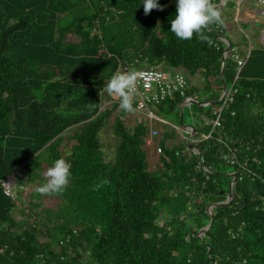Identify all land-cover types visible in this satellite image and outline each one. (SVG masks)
<instances>
[{
    "label": "trees",
    "instance_id": "1",
    "mask_svg": "<svg viewBox=\"0 0 264 264\" xmlns=\"http://www.w3.org/2000/svg\"><path fill=\"white\" fill-rule=\"evenodd\" d=\"M158 3L146 14L142 0H0V264H264V44L238 71L224 24L203 30L212 44L181 40L170 30L175 0ZM137 57L203 77L205 97L187 88L202 164L166 132L151 170L144 120L130 126L119 99L103 104L104 85ZM223 83L232 100L213 128L205 117L224 103ZM184 99L158 109L180 118ZM113 116L107 161L100 134ZM61 156L68 185L37 192ZM13 173L27 181L15 197L2 184Z\"/></svg>",
    "mask_w": 264,
    "mask_h": 264
},
{
    "label": "clouds",
    "instance_id": "2",
    "mask_svg": "<svg viewBox=\"0 0 264 264\" xmlns=\"http://www.w3.org/2000/svg\"><path fill=\"white\" fill-rule=\"evenodd\" d=\"M142 3L146 14L154 7H163L158 3V0H142ZM175 4L176 12L170 21V30L175 36L181 40H190L195 34L197 39L206 40L212 44V40L202 34L203 30L213 23L221 25L224 23L221 10L212 3V0H175ZM224 40L228 42L226 38ZM139 75L140 73L136 70L124 72L117 70L104 85L110 96L119 97V106L125 111L134 110L132 93ZM44 175L47 180L36 191L42 194L61 192L68 185L72 175L71 164L64 157H58L53 161L52 166L47 168ZM8 177L13 178L14 175ZM13 180L15 181V179Z\"/></svg>",
    "mask_w": 264,
    "mask_h": 264
},
{
    "label": "built area",
    "instance_id": "3",
    "mask_svg": "<svg viewBox=\"0 0 264 264\" xmlns=\"http://www.w3.org/2000/svg\"><path fill=\"white\" fill-rule=\"evenodd\" d=\"M240 1L242 0H238L239 3ZM256 1L260 4L259 12L264 15V0ZM262 40L264 43V36H262ZM230 51L231 57L237 62L238 71H240L246 63L251 49L242 54L236 46H233ZM228 52L229 49L227 52L224 51V54L226 55ZM142 63L143 62L137 57L131 62V65L122 66L120 71L136 70L140 73L136 87L132 93L134 104L133 111L136 112V115L140 120H144L147 126H151V136H156L159 134V129L152 126V121L154 118H157L159 104L164 102L167 98H172L176 95L185 97L184 103L189 102L192 98L187 95V88L189 87L190 82L187 73L182 69H164L161 66H149L140 69L138 66ZM230 92L231 89H228L225 98L223 99L224 103L213 111L215 116L205 117L206 122L212 124L213 128L222 126L221 112L227 99L230 101L232 100ZM189 133H191V135L186 140V150H191L199 154V149L192 144L194 139L190 130ZM207 136L208 135H205V137ZM152 144V138L147 135L145 138V145L150 146ZM156 148L158 152L162 151V146L159 143ZM232 161H234V159H232ZM198 162L200 164L204 162V158L201 154L198 156ZM13 181L14 180L11 177H7L2 184L5 194L15 197Z\"/></svg>",
    "mask_w": 264,
    "mask_h": 264
},
{
    "label": "rangeland",
    "instance_id": "4",
    "mask_svg": "<svg viewBox=\"0 0 264 264\" xmlns=\"http://www.w3.org/2000/svg\"><path fill=\"white\" fill-rule=\"evenodd\" d=\"M246 4H251V9H253V10H255L256 8L258 9L260 7V4L257 1L252 2V0H246L240 6V13H239L240 17L242 16V13L244 11ZM236 9H237V7H236ZM233 14L235 15V11H233ZM258 18H260V17H258ZM233 27H234V34H232L230 36L229 33H227L228 37L232 41H234L236 39L242 45L243 44L248 45V46L250 45L251 48H253L259 44V42L257 40V36L255 35V32L258 34L259 29L264 28V25L256 23V27H252L251 24H246L245 21L240 19L239 22L234 21ZM245 32L250 36V40H248ZM149 66H152V65L142 63L138 67L140 69H142V68L149 67ZM161 67H163L164 69H172L171 67H166V66H161ZM191 80H192V83L197 86V88L199 89L198 93L203 98V95L206 94V91H207V90L203 89L205 87V81L203 80V78H200L198 80L196 77H191ZM101 98H102V102L104 105H110L113 101H116L119 99L118 96H110L106 92L105 88L102 91ZM194 111H195V105H194L193 100L186 102L185 108L183 110L184 116L182 117V119H181V112H180V118H179V117H177V115H175L172 112H169L167 109L163 110L162 112L159 110L157 111V118L153 119L152 126L159 129V134L156 136H151V130H150L151 126L150 125L147 126L148 136L151 137L153 140L152 145L145 146V150L147 152V159L149 161V166H150L151 170H156V169H158V167L161 166V160H160L161 152H158L156 149L157 143L161 140L162 137L164 138V136L166 135V132H168V134H170V133H173V134L177 133L178 134L182 128L185 129L184 126L192 125V121L194 120V116H193ZM115 114H116V112H115ZM127 115H128L127 123L130 126H132V124L134 123L133 120L136 118V112L127 111ZM159 117H162V118H159ZM113 121H114V116L108 120L107 124L105 125L104 129L102 130V132L100 134L102 148H103L104 154H105L104 157L107 161L114 160L115 155H116V145L118 143V138L115 136L114 131H113V127H112ZM165 121L172 122L175 127L170 126ZM177 127L181 128V129H178ZM67 140H68V137L66 136L65 143L63 146L64 153H68L70 150L68 143H66ZM180 142H182V141H179L177 143H180ZM46 170H47V167H44L43 173H45ZM12 179H14V178H12ZM26 186H27V181L25 182V180L15 179V181L13 182L15 195L18 194L19 189H23ZM57 201H58V199H56L54 196L53 197L45 196V198L43 199L44 203H49L50 205H55ZM49 204H46V205H49ZM165 217L166 216H163L162 218H160L161 219L160 222H162Z\"/></svg>",
    "mask_w": 264,
    "mask_h": 264
},
{
    "label": "crops",
    "instance_id": "5",
    "mask_svg": "<svg viewBox=\"0 0 264 264\" xmlns=\"http://www.w3.org/2000/svg\"><path fill=\"white\" fill-rule=\"evenodd\" d=\"M245 1L246 0H242L239 3L238 0H220L216 4V7H218L221 10L222 18L224 20L223 24L226 26L227 33H229L230 36L232 34H234V27H233L234 21L239 22L240 19L245 21L246 24H251L252 27H256V23L264 25V15H262L259 12L260 7L258 9L256 8L255 10H253V9H251V4H246L244 11L242 13V16L241 17L239 16L240 6ZM252 2H256V1L252 0ZM236 7H237V9H236ZM233 11H235V15L233 14ZM258 17H260V18H258ZM246 35H247L248 40H250V36L247 33H246ZM255 35L257 36V40H258L259 44L260 43L264 44L263 40H262V36H264V28H260L258 34L255 32ZM233 43L235 46H237L239 48V50L242 53H246L249 49H251L250 45L249 46L245 45V44L242 45L236 39L233 41ZM191 77H196L198 80L200 78H203L201 75H198V74L191 75ZM191 77L189 76V82H190L189 87L193 85ZM203 97H205V95ZM192 100H193V98H191L190 101H192ZM136 117H137V115H136ZM159 118H162V117H159ZM135 119L133 120L134 123H135ZM165 122L168 123L170 126L175 127L172 122H170V121H165ZM192 124H193V121H192ZM184 127H185V129L184 128L181 129V128L177 127L178 129H181V131L178 134L177 133L176 134L170 133V135L167 137L166 143L170 146L177 144V142H179V141H182L183 143H185V141L191 135V133H189V130H190V132H192V134L194 131H193V127H191L190 125H186ZM158 143L161 144V140Z\"/></svg>",
    "mask_w": 264,
    "mask_h": 264
},
{
    "label": "water",
    "instance_id": "6",
    "mask_svg": "<svg viewBox=\"0 0 264 264\" xmlns=\"http://www.w3.org/2000/svg\"><path fill=\"white\" fill-rule=\"evenodd\" d=\"M214 5L216 6V4H214ZM229 46H230V43H228V46H227V48L225 49L226 52L228 51ZM223 64H224V61H223ZM222 74H223V73H222ZM227 91H228V87H227V85H226L225 83H223V91H222V94H221L219 100H223V99L225 98V95H226V92H227ZM192 98H193V97H192ZM197 101H198V100H197L196 98H193V102H194V103H197ZM214 102H215V101H214ZM214 102H205V104H210V103L212 104V103H214ZM185 105H186V103H183V106H182V108H181V119H182V117H183V110H184ZM190 126L193 127V129H194V126H193V125H190ZM228 174L232 175L233 178H232V181H231V184H230V193H229V195H228L227 201L232 199V196H233V184H234L235 181L237 180L238 172L235 170V171L229 172ZM11 175H14V173L11 174ZM214 205H215V203H214V204H211L210 207H213ZM211 221H212V220H211ZM209 225H210V223L206 226V228H207ZM201 232L203 233V230L200 231V234H201Z\"/></svg>",
    "mask_w": 264,
    "mask_h": 264
}]
</instances>
